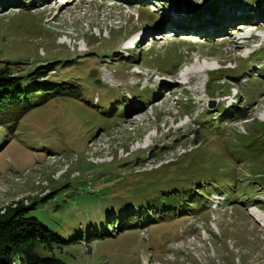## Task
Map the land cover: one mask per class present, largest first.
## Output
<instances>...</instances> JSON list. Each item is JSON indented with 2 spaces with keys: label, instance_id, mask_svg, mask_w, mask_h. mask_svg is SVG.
Segmentation results:
<instances>
[{
  "label": "rangeland",
  "instance_id": "1",
  "mask_svg": "<svg viewBox=\"0 0 264 264\" xmlns=\"http://www.w3.org/2000/svg\"><path fill=\"white\" fill-rule=\"evenodd\" d=\"M235 1L0 0V65L74 87L7 108L0 216L54 192L28 215L65 264H264V0Z\"/></svg>",
  "mask_w": 264,
  "mask_h": 264
},
{
  "label": "trees",
  "instance_id": "2",
  "mask_svg": "<svg viewBox=\"0 0 264 264\" xmlns=\"http://www.w3.org/2000/svg\"><path fill=\"white\" fill-rule=\"evenodd\" d=\"M16 3L20 4L21 1H17L14 4ZM238 3L242 4L240 0H238ZM261 5H264V1ZM243 6H245V4ZM217 9L218 8H215V10L213 9L202 13L196 12L193 16L198 21L201 19L205 20V15L210 14H213L212 16L217 18L215 15ZM260 13L261 11L259 14ZM219 16L222 15L219 14ZM239 17L240 16H237V21H239ZM222 20L224 21L225 19ZM216 21L217 19H215V22ZM210 22L211 21H209V23ZM211 25L216 34L221 32L220 27H218L216 23L211 22ZM235 25L231 24L230 28H234ZM55 71L56 67H54L52 61L46 64H40L35 70L20 75L15 74L10 65H0V123L7 122L6 110L9 106L20 104L31 96L39 95L40 101L43 102L57 94H66L68 92L70 94L71 91H67V89H73L74 87L69 81L50 80L51 77L49 75L54 74L51 72ZM14 124L15 122L9 129L14 128ZM259 134H261V132H259ZM244 140H246V146L251 145L252 141H250V139L247 140L246 136ZM176 189L177 187H175L174 190ZM183 189L185 193L192 190V188ZM52 194L50 195L52 196ZM46 196L27 205L20 204L8 213L0 216V264H65L62 259L51 251L54 248L53 243H66L67 241L60 239L36 217L28 215L31 210L36 209V205L39 201L43 202L51 197ZM161 203L162 202H159V204ZM129 214L128 212H123L119 223L116 219L117 214L113 215L115 217L110 215L107 217V223L112 225L113 228H119L121 226L129 227L126 222ZM95 231H101V235L108 234L104 227L102 229L97 227L93 228V232ZM96 236L101 237L100 235ZM42 250L46 251L47 254H44Z\"/></svg>",
  "mask_w": 264,
  "mask_h": 264
},
{
  "label": "bare ground",
  "instance_id": "3",
  "mask_svg": "<svg viewBox=\"0 0 264 264\" xmlns=\"http://www.w3.org/2000/svg\"><path fill=\"white\" fill-rule=\"evenodd\" d=\"M159 21H160V20H159ZM242 45H243V44H241V46H242ZM127 48H128V46H125V49H127ZM192 73H193L192 70L187 71V75L192 74ZM193 75H194V74H192L191 77H193ZM164 80H166V79H164ZM163 82H164V81H163ZM163 82H162V83H163ZM169 82H170V81H169ZM159 85H160V84H159ZM160 86H161V85H160ZM157 95H158V94H157ZM129 111H132V108H130V109L128 110V112H129ZM247 211L251 213L252 209H251V208H248ZM255 218H256V217H255ZM257 219H258V218H257Z\"/></svg>",
  "mask_w": 264,
  "mask_h": 264
},
{
  "label": "water",
  "instance_id": "4",
  "mask_svg": "<svg viewBox=\"0 0 264 264\" xmlns=\"http://www.w3.org/2000/svg\"><path fill=\"white\" fill-rule=\"evenodd\" d=\"M214 106H215V100H213V99L209 100V107L211 108V107H214Z\"/></svg>",
  "mask_w": 264,
  "mask_h": 264
}]
</instances>
